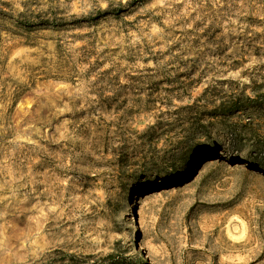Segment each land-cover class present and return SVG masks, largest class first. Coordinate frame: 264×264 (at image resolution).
<instances>
[{"label":"rangeland","instance_id":"rangeland-1","mask_svg":"<svg viewBox=\"0 0 264 264\" xmlns=\"http://www.w3.org/2000/svg\"><path fill=\"white\" fill-rule=\"evenodd\" d=\"M240 95L264 103V0H0V264H264Z\"/></svg>","mask_w":264,"mask_h":264},{"label":"trees","instance_id":"trees-1","mask_svg":"<svg viewBox=\"0 0 264 264\" xmlns=\"http://www.w3.org/2000/svg\"><path fill=\"white\" fill-rule=\"evenodd\" d=\"M224 104L219 105V110L225 111L226 116H238L244 118L245 120L242 128H245L247 125H253L256 123V118L261 119V116L264 112V103H259L255 100V97L251 98L249 96H236V97H229V100L222 101ZM226 105V106H224ZM227 129L234 136L232 142H238V129L236 127H227ZM234 133V134H233ZM258 140L264 141V127H260L258 129ZM202 152L196 153L195 158H197ZM103 212H101L102 214ZM98 214V213H96ZM96 216V215H95ZM93 254H85V255H70L67 259V264H117L115 258H113L112 254L107 255L106 257L96 256L95 258Z\"/></svg>","mask_w":264,"mask_h":264},{"label":"bare ground","instance_id":"bare-ground-1","mask_svg":"<svg viewBox=\"0 0 264 264\" xmlns=\"http://www.w3.org/2000/svg\"><path fill=\"white\" fill-rule=\"evenodd\" d=\"M154 185H155V183H153ZM149 187H150V185H149ZM137 202H136V200H135V204H136ZM129 216L131 217L132 215H131V212L129 213ZM129 227L131 228V232H130V235H127V237H126V241H128L132 236H133V234H134V232H135V227H133V220L129 223ZM130 254L131 255H137L138 254V252H137V250L135 249V247H132V250H131V252H130Z\"/></svg>","mask_w":264,"mask_h":264}]
</instances>
